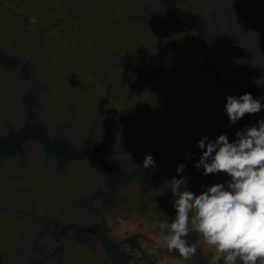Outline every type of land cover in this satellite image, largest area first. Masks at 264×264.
Masks as SVG:
<instances>
[{
  "label": "rangeland",
  "instance_id": "1",
  "mask_svg": "<svg viewBox=\"0 0 264 264\" xmlns=\"http://www.w3.org/2000/svg\"><path fill=\"white\" fill-rule=\"evenodd\" d=\"M179 2L204 15L213 42L210 65L219 81L203 68L194 31L157 0H0V48L32 60L39 117L51 133L81 145L94 124L95 139L118 162L143 163L151 155L155 166L150 168L177 172L184 164L183 171L205 181L203 166H195L203 151L197 142L222 134L233 142L238 130L264 119L262 108L235 124L227 122L226 97L237 93L221 83L243 82L250 67L264 64V0ZM134 66L181 69L130 94ZM29 88L18 70L0 66V136L9 124L24 122L22 97ZM230 179L214 174L209 187ZM169 182L144 195L136 180L122 186L116 199L102 206L107 233L122 242L129 264H224L191 230L186 239L196 247L193 256L185 259L167 250L162 236L176 215ZM186 187L196 195L206 191L203 183ZM99 188H104L103 176L90 160L73 161L60 173L55 157L35 141L25 144L22 157H2L0 254L6 264L35 258L43 259L38 264H111L94 237L80 243L63 236L64 253L49 256L55 219L84 225L98 220L82 201Z\"/></svg>",
  "mask_w": 264,
  "mask_h": 264
},
{
  "label": "trees",
  "instance_id": "2",
  "mask_svg": "<svg viewBox=\"0 0 264 264\" xmlns=\"http://www.w3.org/2000/svg\"><path fill=\"white\" fill-rule=\"evenodd\" d=\"M161 9L171 16L179 19L187 30L195 33L196 41L202 46L203 68L213 71L215 81H219L218 70L210 65V57L213 53V42L206 30V19L203 14L193 12L180 4L179 0H157ZM0 66L10 71L18 70L23 81L27 82L30 88L22 97L25 109L24 122L16 127L8 125V130L0 136V160L4 156L22 157L24 147L28 141L39 143L48 156L56 159V170L63 173L69 163L77 160L88 159L97 173L103 176L104 188H99L88 194L82 201L83 207L91 210L98 220L92 225H84L76 221L61 222L53 221L57 229L52 250L49 256L60 255L65 251L62 241L63 236L80 243H91L92 238L96 239L103 246L106 254L110 256L111 264H129L130 254L122 249V242L113 239L106 231L104 221V209L102 206L109 205L117 197L122 186L128 184L131 179L136 180L142 195L152 188H158L165 181H171L173 177L184 178L186 184L203 183L205 188L209 187L214 174H208L204 181L187 171L181 173L170 172L162 168H143V163H123L111 158L104 146L95 139V127L91 124L87 136L81 145L74 144L66 135L51 133L49 127L40 119L37 104L38 92L34 79L32 60L21 59L13 53L0 48ZM181 68H158L144 69L139 66L131 67L133 80L130 94L134 89L145 83H156L168 72L180 70ZM259 79V81H257ZM225 85H233L237 97L250 93L254 99L262 97L264 92V64H255L246 72V79L238 82L233 78L221 81ZM226 121H229L226 115ZM100 202V203H98ZM41 258L32 259L29 264H38ZM0 264H6L4 257L0 254ZM199 264H204L201 261Z\"/></svg>",
  "mask_w": 264,
  "mask_h": 264
},
{
  "label": "clouds",
  "instance_id": "3",
  "mask_svg": "<svg viewBox=\"0 0 264 264\" xmlns=\"http://www.w3.org/2000/svg\"><path fill=\"white\" fill-rule=\"evenodd\" d=\"M261 100L264 97L254 99L250 93L227 96L225 111L230 123L245 114L259 113L264 108ZM235 135L233 142L226 134L215 141L203 137L197 142L203 151L195 166H203L205 175L226 173L229 181L207 187L199 195L187 190L184 178L173 177L169 182L176 210L162 236L169 252L176 251L185 259L193 256L196 247L186 239L191 230L215 249L224 264H236L237 260L264 264V119ZM154 166L153 157L146 155L143 168ZM184 168V164L178 165L177 173Z\"/></svg>",
  "mask_w": 264,
  "mask_h": 264
}]
</instances>
